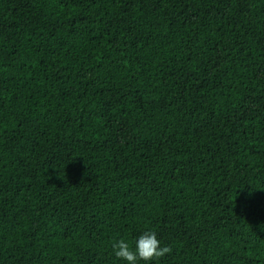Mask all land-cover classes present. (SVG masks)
<instances>
[{
  "label": "trees",
  "instance_id": "16d2710c",
  "mask_svg": "<svg viewBox=\"0 0 264 264\" xmlns=\"http://www.w3.org/2000/svg\"><path fill=\"white\" fill-rule=\"evenodd\" d=\"M264 264V0H0V264Z\"/></svg>",
  "mask_w": 264,
  "mask_h": 264
},
{
  "label": "clouds",
  "instance_id": "9594fccd",
  "mask_svg": "<svg viewBox=\"0 0 264 264\" xmlns=\"http://www.w3.org/2000/svg\"><path fill=\"white\" fill-rule=\"evenodd\" d=\"M112 249L117 258L123 259L128 264H137L138 261L159 260L165 254L171 253L168 246H161V241L152 231L143 232L135 242L134 247L123 239L113 242Z\"/></svg>",
  "mask_w": 264,
  "mask_h": 264
}]
</instances>
